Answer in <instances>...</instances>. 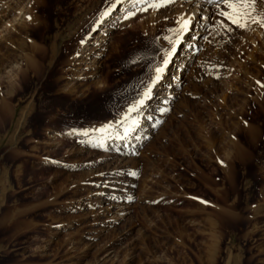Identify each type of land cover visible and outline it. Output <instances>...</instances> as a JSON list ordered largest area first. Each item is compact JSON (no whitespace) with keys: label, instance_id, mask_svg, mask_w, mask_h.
I'll return each mask as SVG.
<instances>
[{"label":"rangeland","instance_id":"rangeland-1","mask_svg":"<svg viewBox=\"0 0 264 264\" xmlns=\"http://www.w3.org/2000/svg\"><path fill=\"white\" fill-rule=\"evenodd\" d=\"M11 1L0 264H264V27L220 0Z\"/></svg>","mask_w":264,"mask_h":264},{"label":"bare ground","instance_id":"bare-ground-1","mask_svg":"<svg viewBox=\"0 0 264 264\" xmlns=\"http://www.w3.org/2000/svg\"><path fill=\"white\" fill-rule=\"evenodd\" d=\"M19 1H21V0H19ZM31 1V0H30ZM33 2H34V4H39L40 2V7H44V5H46L45 4V2L43 1V0H32ZM182 1L183 0H180L179 1V3L181 2L182 3ZM190 1V0H189ZM208 0H204L202 3H203V5H204V3H206ZM0 2H1V4H0V12H1V14H0V23L1 22H4L3 20H4V18L5 17H7L10 13H12V12H15V10L16 9H18V8H20V2H13V1H11V0H0ZM125 3H123V5H122V7H121V9L120 10H122L123 9V7L124 6H126V4L124 5ZM29 8V7H28ZM34 6H32L31 5V7H30V10H33L34 11ZM23 9V8H22ZM27 7H25V10L22 12V15L24 14V21L23 22H21V24L20 25H22L24 28H26L27 30H29L30 29V27L29 26H32V24H33V22L34 21H36L37 20V18H36V15L34 14V12L32 13H30L29 12V9H27ZM21 10V8L19 9V11ZM207 9H205L204 10V8H200L199 9V12H203V13H205V11H206ZM195 12H196V9H195V7H194V9H192V10H190L189 11V13L187 12V13H184V15L183 16H180L181 18H180V20L178 21V23H180V29H179V31H178V35H181L182 33H184V31L187 29V24H189L190 22H191V20H194V25H195V28L197 29V31L201 28L200 26V22H199V20H197L198 18H197V16H196V14H195ZM123 13V12H122ZM120 14H121V12H120ZM115 16H117V17H120V15L119 14H115ZM200 19V18H199ZM185 21H187V23L185 24ZM10 24V23H9ZM21 26V27H22ZM104 30H108V29H106L104 26L103 27H101V31H104ZM103 34H101L100 32H98V34H96V36L98 37V36H102ZM104 37V36H103ZM94 42V41H93ZM15 43V42H14ZM32 45L34 46V43L32 42ZM114 46V45H113ZM115 47V46H114ZM149 44L146 42V40H143L142 41V43L139 45V50H140V52H139V56H137L136 57V55H133V56H131V61L133 60L134 61V63H133V65H138V63L142 60V61H144V59L149 55V53H150V50H149ZM135 49H137V48H135ZM135 49H133V50H135ZM135 52V51H134ZM138 53V52H137ZM131 54V53H130ZM151 54V53H150ZM12 55H14V54H12ZM8 56V55H7ZM5 57V56H4ZM45 53H43V52H41L40 54H39V59H45ZM35 58L36 57H34L32 54H29V53H26L25 55H23V59H24V62H26V63H28V65L29 64H31V63H35L36 62V60H35ZM177 58H179V57H177ZM181 59H183V57H180ZM129 59V60H130ZM151 59V58H150ZM128 60V59H127ZM129 60H128V62H129ZM149 60V59H148ZM184 60V59H183ZM146 62H147V60H145ZM145 62V63H146ZM149 62V61H148ZM126 64V63H125ZM128 64V63H127ZM124 66H126V65H124ZM127 67L128 68H130L131 67V65L129 64V65H127ZM161 69V71H159V72H157L156 71V69ZM169 67L166 65V64H162V65H160L159 67H157V68H155V71H154V76H158V78H159V80L157 81V80H152L151 81V87H152V85H156V87H158L159 89H161L162 87H163V85L164 84H166V82H169L168 81V79H167V77H168V72H169ZM171 70V69H170ZM178 76V72H177V74H176V77ZM157 88V89H158ZM164 88V87H163ZM156 90H155V87H153L152 88V90H151V92H150V94H153V93H155L156 94Z\"/></svg>","mask_w":264,"mask_h":264},{"label":"snow or ice","instance_id":"snow-or-ice-1","mask_svg":"<svg viewBox=\"0 0 264 264\" xmlns=\"http://www.w3.org/2000/svg\"><path fill=\"white\" fill-rule=\"evenodd\" d=\"M224 3L229 11L221 12L220 15L225 16L233 24L238 27H247V22L250 20L254 23H260L264 27V18H259L253 15V6L258 2V0H220ZM187 21H185V24ZM157 72L161 69H156ZM143 101H140L142 103ZM133 111V109H129Z\"/></svg>","mask_w":264,"mask_h":264}]
</instances>
